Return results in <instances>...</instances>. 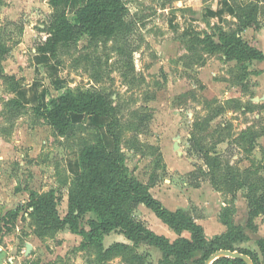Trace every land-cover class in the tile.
<instances>
[{
	"label": "rangeland",
	"instance_id": "374dc122",
	"mask_svg": "<svg viewBox=\"0 0 264 264\" xmlns=\"http://www.w3.org/2000/svg\"><path fill=\"white\" fill-rule=\"evenodd\" d=\"M85 1L72 0L60 9L72 19ZM125 2L126 20L133 26L128 37L133 52L121 54L119 44L83 34L74 44L60 47L52 59L37 50L46 38L43 29L57 12L48 0H0V46L6 49L0 55V262L126 264L127 256L119 248L101 259L95 240L85 243L68 225L60 229L40 225L29 206L31 195L54 190L57 211L64 218L74 179L83 171L81 150L98 143L116 146L129 175L150 185L153 196L166 207L190 210L209 230L214 229L220 208L229 205L231 216L235 213L249 234L236 247L259 251L264 218L247 225L246 191H216L200 151L215 152L222 165L231 162L241 170L251 164L259 177L264 176V109L260 118L255 117L259 110L251 112L254 96L264 93V78L249 77L241 69L249 64L232 68L233 63L208 55L201 43L191 40L198 34H214L215 25L224 21L217 10L220 0ZM223 26L237 28L231 18ZM250 67L258 71L264 63ZM246 75L242 90L240 77ZM68 88L108 94L114 111L78 116L71 128L75 135L60 136L34 108L45 107ZM14 98L24 106L10 103ZM135 215L161 229L150 208L141 204ZM95 217L85 213L80 227L89 230L88 221ZM119 240L127 242L113 231L104 245ZM146 249L142 247V254ZM147 250L150 262L157 264L160 253Z\"/></svg>",
	"mask_w": 264,
	"mask_h": 264
},
{
	"label": "trees",
	"instance_id": "16d2710c",
	"mask_svg": "<svg viewBox=\"0 0 264 264\" xmlns=\"http://www.w3.org/2000/svg\"><path fill=\"white\" fill-rule=\"evenodd\" d=\"M72 0H48L49 5L57 12L52 14L43 31L46 38L38 44L37 50L56 58L61 47L74 44L81 35L87 34L92 40H105L119 44L118 51L133 52L129 44V33L132 23L126 20L128 6L125 0H86L76 9L70 19L65 11L60 9ZM235 17L237 28L225 30L221 25H215L212 35L194 36L201 43L208 55L222 54L225 60H236L241 65H248L254 60L264 61V53L243 39L241 33L246 28L258 29V5L255 2L242 4L235 1ZM217 38V39H216ZM190 50H193L191 46ZM6 49L0 46V55ZM244 67V68H243ZM246 67V68H245ZM247 69L242 66L241 69ZM246 74V73H245ZM247 76V75H246ZM245 77V76H244ZM241 76V82L244 79ZM16 106H24L19 98L10 101ZM113 106L108 94L92 91L76 93L73 89L49 100L44 107L42 104L34 108L38 117L43 118L60 136L75 135L72 115H101L112 113ZM110 134H113L109 130ZM103 136V141L108 140ZM110 139V138H109ZM110 142V141H109ZM106 144V143H105ZM208 171L207 178L216 191L236 193L245 190L248 202V226L261 216L264 218V176L259 177L257 168L241 170L231 162L222 165L221 157L209 150L200 151ZM82 173L74 179L69 193L68 213L62 218L56 208L54 190L39 195H31L29 206L38 223L44 227L60 229L68 225L72 232L99 244L101 259L108 258L118 248L126 258V264H151L149 254L137 251L136 246L148 243L158 247L162 258L158 264H205L206 260L220 250L239 251L250 257L253 264H264V236L258 239L259 251L247 248H237L236 244L247 236L244 227L236 225L232 218L229 205L225 206L219 215L220 221L227 226V231L208 239L204 227L196 221L195 216L186 210H170L150 192V185L142 183L135 176L129 175L127 167L118 155L116 146L110 148L103 144L83 146L81 153ZM223 168V171L221 169ZM199 187V184H195ZM143 204L150 208L164 223L173 229L178 237L171 241L164 235L155 233L135 215L137 207ZM16 216L19 211L15 212ZM85 213H94L95 218L89 219V230L80 227L79 219ZM118 231L133 241L134 245L114 242L104 245L105 236ZM188 231L191 237L183 236ZM83 242V244H84ZM199 253L200 256L195 258ZM212 264H248L244 259L236 257H219Z\"/></svg>",
	"mask_w": 264,
	"mask_h": 264
},
{
	"label": "crops",
	"instance_id": "0c3cea01",
	"mask_svg": "<svg viewBox=\"0 0 264 264\" xmlns=\"http://www.w3.org/2000/svg\"><path fill=\"white\" fill-rule=\"evenodd\" d=\"M235 1L240 2L242 4H246L248 2H255V3H257V5H258L257 21H258L259 27H258V29H253V28H250V27L249 28H246V29H244L242 31L241 35H242V37H243V39L245 41L250 42L252 45H254L256 48H258L259 50H261L264 53V25H263V23H261V20H260V13H261V10H262V7H263L262 5L264 3L263 0H242V1L241 0L240 1H238V0H220V3H219V6H218L217 10L220 13H222V18H223L224 21H222V22L219 21L218 22V25L223 26V23L228 18H231L234 21V24L237 25L238 20L235 17V6H234ZM224 29L227 30L226 27H224ZM245 33L250 34L249 38H247L245 36ZM219 55H220V57H222L221 59H223L224 62H226V63H233V67L232 68H237V67L239 68V64H238V62L236 60L226 61L225 60V56H223L220 53L219 54H215V55H211V56H219ZM252 63L253 64L255 63L257 66L258 65L261 66L264 63V61L254 60L251 63H249V66L246 69L247 75L249 77H251L253 75H256V77L257 78H260V79L261 78H264V68H260L258 71H257V68H254L255 70L254 69H251L250 66L252 65ZM248 76L243 79V82L242 83L239 82L241 84L240 86L242 87V90H244L246 88V83H247V80L246 79L248 78ZM261 82H262L261 86L264 87V82L263 81H261ZM251 106L253 107V110H251V112H256V110H259L257 112V114H255V117L260 118L261 115H262L261 114L262 113V110L264 109V93H262L260 95H257V96H254V98L252 99V102H251ZM72 116H73V119L75 120L78 116H81V115H75V116L72 115ZM246 168H251V164L248 165V166H246ZM150 192H151V190H150ZM157 199H159V198H157ZM159 200L162 202L161 199H159ZM163 205H164V203H163ZM168 209H170V208H168ZM178 209H183V210H186V211H190V210H187L185 207H183V208L182 207H179V208L170 209V210L175 211V210H178ZM222 210H223V206L220 208L218 217L216 216V223L213 225V227H214L213 230H209L207 228V226H205V224H203L202 222H200V220L195 217L196 218V221L204 227L205 234H206V237L208 239H212V238H214L217 235H222V234H224L227 231V226L225 224H223L220 221V219H219V215H220V213H221ZM154 217L156 219V221H155L156 222V227H160L161 228L160 229L161 231L158 230V229H156V228H151L144 221L143 222L145 223V225L149 229L153 230L155 233L160 234V235H164L168 239H170L171 241H174L178 237V234L173 229H171L166 223H164L156 214L154 215ZM259 217H261V216H259ZM231 218H232L233 222L236 225H241L242 227H245V224L236 221V219H235V213L231 216ZM257 229H258V227L256 228V230ZM256 230L253 231V232L256 233ZM261 231L262 230L259 229V231H258L259 232V234H258V237L259 238L258 239H260V238H262L264 236V229H263L262 233H261ZM244 232H245L246 235L249 236V234H248L247 231L244 230ZM111 233H113V232H111ZM111 233H109L108 235H110ZM119 234L121 236H123L127 240V242L121 241V240L116 241V242H122V243H125V244L134 245L133 241H131L128 238H126L124 234H122L120 232H119ZM108 235L105 236V239H106V237ZM182 235L185 236V237H188V238L191 237V234L188 231H184ZM106 247H108V246H106ZM142 247H145L147 249H150V248L156 249V251H158L160 253V257L158 258V261H157L159 263L160 259L162 258V252H161V250L158 247H156L154 245H150L148 243H141V244H139V245L136 246L137 251L140 252V253H143L144 251L142 250ZM147 249H146L147 253H151ZM196 254L197 255L195 256V258H198L200 256V254L199 253H196ZM149 263L153 264L152 262H150V259H149ZM0 264H7V263L5 261V262H0Z\"/></svg>",
	"mask_w": 264,
	"mask_h": 264
},
{
	"label": "water",
	"instance_id": "95a60500",
	"mask_svg": "<svg viewBox=\"0 0 264 264\" xmlns=\"http://www.w3.org/2000/svg\"><path fill=\"white\" fill-rule=\"evenodd\" d=\"M222 256H225V257H233V258H236V257H239V258H242L244 259L248 264H253L250 257L246 254H242L240 253L239 251L235 250V251H232V250H220L214 254H212L205 262V264H212V262L214 260H216L217 258L219 257H222Z\"/></svg>",
	"mask_w": 264,
	"mask_h": 264
}]
</instances>
